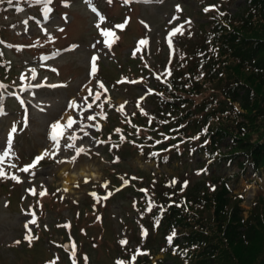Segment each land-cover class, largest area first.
I'll list each match as a JSON object with an SVG mask.
<instances>
[{"label": "rangeland", "instance_id": "rangeland-1", "mask_svg": "<svg viewBox=\"0 0 264 264\" xmlns=\"http://www.w3.org/2000/svg\"><path fill=\"white\" fill-rule=\"evenodd\" d=\"M226 5V0H111V3L53 0L48 5H37L36 0H13L12 4L4 0L0 3V49L8 63V72L17 74L13 77L14 86L0 78V85L4 86L0 88V152L9 146L12 150L5 165L8 178H0V264H43L51 258H56L57 264H118L125 255L130 259L133 253H141L138 250L143 247H136L138 239H145L146 248L149 237L152 239L149 229L137 222L141 215L133 208L137 195L133 186L122 182L121 172L139 173L147 180L145 184L152 187L171 178L177 186L208 179L209 171L196 170L198 157L190 152L160 166L146 160V156L130 145L116 152L110 144L99 140L97 133L106 134L107 125L118 110L127 116L133 113L135 101L151 109L155 99L150 96L172 75L174 49L181 42L195 46L201 30L212 18V9L230 7ZM243 6L244 0L232 4V15L240 14ZM45 7L50 11L45 12ZM206 8L210 10L205 11ZM115 25L125 27L120 29ZM181 25L182 29L174 32ZM101 30L114 32L115 41L110 47L104 44ZM11 39L19 44L13 46ZM39 39L45 40L39 42ZM141 40L145 43H139ZM93 56L97 57L96 71L90 75ZM128 71L137 76L142 71L145 83L127 77L122 83L116 81ZM100 90L105 91V102L108 101L104 117H98L94 108L99 103L95 94ZM70 101L76 102L73 108L69 107ZM88 116L94 119H87ZM69 117L76 122L66 130H58L61 137L57 149L49 139L50 126L57 121L63 125ZM69 136L73 139L69 140ZM67 144L74 147H65ZM78 148L84 151L77 156ZM45 151L55 153V157L46 156L28 173L18 170L32 165ZM10 163L17 167H8ZM219 171L229 175L237 170L223 165ZM104 183L120 185V191L112 195L101 214L104 233L99 240L100 228L87 225L93 217L82 215L77 220L75 213L82 206H96V202L89 200V194ZM230 183L234 194L244 195L246 201L242 207L247 216L252 202L264 196V171L260 179L249 172L239 182ZM133 184L137 185V181L133 180ZM43 187L55 189L61 199L69 202L67 207L54 204L41 214L42 203L37 200ZM90 208L86 207L85 212L89 213ZM70 222L75 224L73 228L68 227ZM82 227H86L85 233ZM38 229L43 230L42 238L34 242L33 235ZM123 241L126 243L122 244ZM78 245L83 254L74 260L70 253ZM163 258L159 254L154 261Z\"/></svg>", "mask_w": 264, "mask_h": 264}, {"label": "trees", "instance_id": "trees-1", "mask_svg": "<svg viewBox=\"0 0 264 264\" xmlns=\"http://www.w3.org/2000/svg\"><path fill=\"white\" fill-rule=\"evenodd\" d=\"M237 1L227 0L226 6ZM230 7L212 11L195 46L180 43L172 75L150 96L155 99L151 109L139 103L128 116L118 112L109 121L106 134L99 133L112 148L131 145L160 166L190 152L198 157L196 170L209 171L202 182L177 186L171 178L154 187L145 184L147 180L139 173H120L137 195L133 207L141 213L139 225L152 234L148 239L151 247L148 241L147 248L143 246L145 239H138L136 247H143V254H132L135 264H264V196L252 202L245 217L244 195L234 194L230 183L239 182L249 172L260 179L264 170V0H244L237 16ZM5 65L0 53L4 74ZM142 74L127 72L145 83ZM3 78L12 84L5 75ZM99 94L97 113L104 117L107 96L103 91ZM223 165L237 171L221 174ZM117 190L109 185L94 190L89 200L96 206L85 205L75 213L77 220L82 215L93 217L87 225L100 228L99 240L104 233L101 214L108 196ZM40 201L42 214L54 204H69L61 205L49 191ZM86 207H91L89 213ZM42 232L34 233V242L42 238ZM80 254L78 245L71 257L77 259ZM159 254L164 258L154 261ZM124 260L132 264L128 257ZM43 264H57V259Z\"/></svg>", "mask_w": 264, "mask_h": 264}, {"label": "snow or ice", "instance_id": "snow-or-ice-1", "mask_svg": "<svg viewBox=\"0 0 264 264\" xmlns=\"http://www.w3.org/2000/svg\"><path fill=\"white\" fill-rule=\"evenodd\" d=\"M3 2H4V0H0V3H3ZM12 2H13V0H8V3L9 4H12ZM126 2H127V0H126ZM36 3H37V5H48V4H51L52 3V0H36ZM109 3H111V0H109ZM92 10L94 12L96 11L95 8H93ZM209 10L210 9H208V8L205 9V11H209ZM44 11L47 12V11H50V10L45 7ZM177 11H180L179 6H177ZM100 19H101V22H103L104 18L101 17ZM174 19H175V17H174ZM25 23H27V21H25ZM97 27L99 28V24L97 25ZM114 27L115 28L123 29L125 27V25H115ZM182 27H183L182 25L179 26L177 29L174 30V32H179L180 29H182ZM60 30L63 31V29H60ZM180 34H183V33L180 32ZM101 35L105 37L104 44L106 46H109L110 47L112 41L110 39H108V38L109 37H113L115 35L114 32L112 30H101ZM118 38L119 37H116V39H118ZM98 43H99V41H98ZM139 43L143 44V43H145V41L144 40H141V41H139ZM93 47H95V45H93ZM96 59H97L96 56H93L92 57V65L93 66H92V72L90 73V75L91 74H94L95 71H96V68H95V61H96ZM52 70L53 71H56L55 69H52ZM2 87H4V86L3 85H0V88H2ZM52 87H56V86H52ZM100 87L101 88H104V85L102 83H100ZM105 91H106V89H105ZM91 94L92 93H91V90H90V95ZM95 99H97V100L100 99V94L99 93H96L95 94ZM75 104H76L75 101H70L69 102V107L70 108H73L75 106ZM142 112H143V110H142ZM144 114L146 115V113H144ZM87 119H90L91 120V119H94V117L88 116ZM75 122L76 121H74V119L72 117H69L68 120L63 125H61V123L59 121H57L55 124H53V125L50 126L51 132H50V135H49V139L53 141V144H54V146L57 149L59 148V142H60V137H61V133L58 130H60L62 128L66 130V129L70 128ZM13 131H15V129H13ZM85 135H87V133H85ZM68 139L69 140H72L73 137L72 136H69ZM10 143H11V136L9 138V145H10ZM65 147H74V145L73 144H67V145H65ZM11 151H12L11 150V147L9 146L6 150L0 152V178H8L7 177V174L5 172V165H6V162L11 159ZM83 151H84L83 148H78L77 149V152H76V155L78 156ZM49 155H51L52 158L55 157V153H48L47 151H45V153H42L40 156H38V157L35 158V160H34V162H33L32 165H28V166H25L23 168H19L18 170L19 171H22V172L28 173V172H30V169L35 168L38 165L39 161L43 160L46 156H49ZM74 159H75V156L73 157V160ZM7 166L10 167V168H16L17 167L15 163L7 164ZM30 174L34 175V172H32ZM11 178L14 179V180H16V182H18V183L21 182L15 176H12ZM133 179H135V178H133ZM85 182L87 183L88 181L85 180ZM125 183H127V182H125ZM29 191H32L33 194H35L34 193V190H31L30 189ZM45 194H46L45 192H41L40 193L41 196H43ZM25 227L27 228V224L25 225ZM174 234L175 233H173V235ZM26 239H29V241L31 240L30 237H26ZM169 239H171V237ZM16 243L18 244V243H20V241H16ZM124 243H126V241H123L122 242V244H124ZM86 259L87 258L85 257V260ZM131 260H132V264H135V256H133L131 258ZM118 264H124V262L123 261H120V262H118Z\"/></svg>", "mask_w": 264, "mask_h": 264}, {"label": "bare ground", "instance_id": "bare-ground-1", "mask_svg": "<svg viewBox=\"0 0 264 264\" xmlns=\"http://www.w3.org/2000/svg\"><path fill=\"white\" fill-rule=\"evenodd\" d=\"M114 42V41H113ZM65 187H67V185H65Z\"/></svg>", "mask_w": 264, "mask_h": 264}]
</instances>
